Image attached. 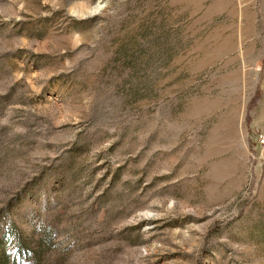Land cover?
Returning <instances> with one entry per match:
<instances>
[{"label":"rangeland","instance_id":"374dc122","mask_svg":"<svg viewBox=\"0 0 264 264\" xmlns=\"http://www.w3.org/2000/svg\"><path fill=\"white\" fill-rule=\"evenodd\" d=\"M261 135L264 0H0V264H264Z\"/></svg>","mask_w":264,"mask_h":264},{"label":"trees","instance_id":"16d2710c","mask_svg":"<svg viewBox=\"0 0 264 264\" xmlns=\"http://www.w3.org/2000/svg\"><path fill=\"white\" fill-rule=\"evenodd\" d=\"M24 250H23V248H22V245H20L19 246V248H18V253H17V255H22V252H23ZM2 264H8V260H7V258H2Z\"/></svg>","mask_w":264,"mask_h":264},{"label":"built area","instance_id":"2783aa9c","mask_svg":"<svg viewBox=\"0 0 264 264\" xmlns=\"http://www.w3.org/2000/svg\"><path fill=\"white\" fill-rule=\"evenodd\" d=\"M260 143H261L262 145H264V136H263V135L260 136Z\"/></svg>","mask_w":264,"mask_h":264}]
</instances>
